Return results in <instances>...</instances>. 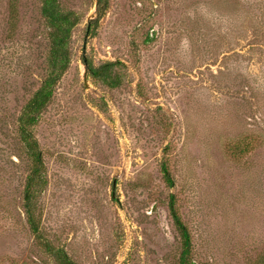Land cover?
<instances>
[{"label": "rangeland", "instance_id": "obj_1", "mask_svg": "<svg viewBox=\"0 0 264 264\" xmlns=\"http://www.w3.org/2000/svg\"><path fill=\"white\" fill-rule=\"evenodd\" d=\"M10 3L0 0V264H70L59 250L71 264H180L172 195L196 264H258L264 0H61L80 23L70 68L32 128L45 163L37 234L18 119L44 78L46 29L40 0H19L14 28ZM84 57L124 64L125 85L104 94Z\"/></svg>", "mask_w": 264, "mask_h": 264}, {"label": "trees", "instance_id": "obj_2", "mask_svg": "<svg viewBox=\"0 0 264 264\" xmlns=\"http://www.w3.org/2000/svg\"><path fill=\"white\" fill-rule=\"evenodd\" d=\"M12 1L13 3H10L9 7V20L14 28L19 22V0H11V2ZM40 1V13L45 25L47 38V44L43 52L45 62L44 78L26 105H24L18 119L19 136L22 143L25 144L27 148L29 161L32 165L31 172L27 180H25L26 188L24 200L27 219L34 234L39 233V228L34 219L35 214L33 213L32 202L36 188L42 183L43 179H45V163L39 144H37L38 142L32 133V128L39 122L48 105L52 102L57 87L70 68L71 53L69 43L73 36L72 31H74L76 26L80 23V17L75 11L65 9L61 4V0ZM103 1L104 0H97L99 4ZM97 26L98 20H95L90 24L89 28L96 32ZM93 35H95V33ZM84 64L92 84L104 94L115 91L125 85L124 73L122 71L124 64L121 62L106 61L95 64L92 59L84 57ZM90 101L103 113L108 111V104L104 98L90 95ZM162 171L166 184L170 188H173L175 182L167 164H163ZM170 212L173 219L172 222H174L178 229L183 244L179 263L196 264L191 258V236L176 210V197L174 195L171 196L170 200ZM59 253L62 255V258L66 259L65 262L71 264V261L65 257L64 251L59 250ZM258 260V264H264V254L259 256Z\"/></svg>", "mask_w": 264, "mask_h": 264}]
</instances>
